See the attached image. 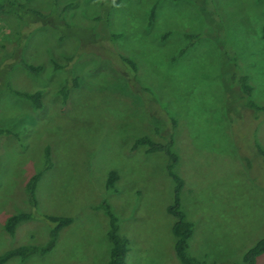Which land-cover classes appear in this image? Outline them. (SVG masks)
Returning a JSON list of instances; mask_svg holds the SVG:
<instances>
[{
	"label": "rangeland",
	"instance_id": "rangeland-1",
	"mask_svg": "<svg viewBox=\"0 0 264 264\" xmlns=\"http://www.w3.org/2000/svg\"><path fill=\"white\" fill-rule=\"evenodd\" d=\"M14 1L19 13H0V256L44 246L45 216L74 222L51 252L6 264H107L109 218L95 210L103 203L129 239L127 264H181L167 157L135 149L140 137L173 141L182 209L194 225L189 253L242 264L264 239V0L0 3ZM239 75L250 79L249 97L232 82ZM8 86L42 92V108ZM47 149L53 167L31 207L26 183L45 167ZM111 172L116 193L106 188ZM22 212L34 218L9 235L8 219Z\"/></svg>",
	"mask_w": 264,
	"mask_h": 264
},
{
	"label": "trees",
	"instance_id": "trees-1",
	"mask_svg": "<svg viewBox=\"0 0 264 264\" xmlns=\"http://www.w3.org/2000/svg\"><path fill=\"white\" fill-rule=\"evenodd\" d=\"M113 1V6H118L123 0H111ZM179 1V0H175ZM15 6H19L20 9H23V5L17 2H8L7 5H3L0 3V13H19V11L15 12ZM12 11H9V10ZM33 16H42V14L34 12L31 10ZM30 13V14H31ZM152 21L154 19V14H151ZM28 22H32L33 18L28 15ZM29 30H32L30 27ZM127 61V60H126ZM129 62V61H128ZM24 70L32 75H39L42 71V67H37L31 64L20 60L18 62ZM131 63V62H130ZM249 77L246 75H239L233 77L232 82L238 87L245 97H249L253 91V87L250 85ZM74 87H78V78L74 80ZM11 88V89H9ZM13 87H9L8 89L12 94L29 100L35 110H40L42 108V92H36L34 94L25 93L18 91L16 89H12ZM61 96H63L64 103L68 101L70 89L68 86H65L62 91L59 92ZM249 106L252 109H256L254 103H249ZM264 110V108H263ZM4 134H10L9 131H2ZM159 135V132H156ZM164 138L167 136L163 135ZM166 143L155 142L148 137H140L137 138L134 144V148L137 149L139 147H145L147 149L148 154L153 153H162L167 157V171L169 176L174 184V198L173 203L167 208L168 214H170L174 218V225L172 228L173 235L175 237V253L181 264H204L197 258L193 257L189 253V242L194 234V225L187 219L185 211L182 209V200L181 194L184 186L183 180L177 175L175 172V167L178 163V155L173 150V141L165 140ZM168 141V142H167ZM260 154L264 157V150H260ZM53 167L50 150H46V164L45 167L31 176L26 183V191H27V201L31 207H37L38 200L36 195V190L39 181L43 178V176L49 172ZM119 180V175L116 172H111L109 174L106 188L109 192L116 193L117 187L116 183ZM95 210H102L109 218V229H108V239L112 244L110 259L107 264H127L128 258V246L129 239L127 237L119 234V218L114 214L112 207L108 203H103L100 206H97ZM33 212V211H32ZM34 218L32 213L22 212L17 215L11 216L6 224V231L9 235L14 236L16 234V230L18 226L22 222L31 221ZM48 225L50 226L49 230V241L44 246H23L17 249L10 250L6 252L4 255L0 256V264H6L9 260L13 258H21L27 259L32 255H45L51 252L58 241L60 232L70 226L74 220L72 218L61 217V216H45L43 218ZM264 255V239L258 242L253 248H251L247 254L245 255L244 261L242 264H256L257 259Z\"/></svg>",
	"mask_w": 264,
	"mask_h": 264
}]
</instances>
